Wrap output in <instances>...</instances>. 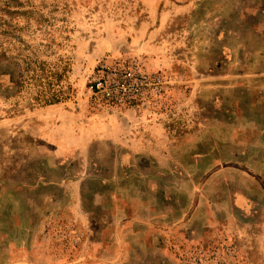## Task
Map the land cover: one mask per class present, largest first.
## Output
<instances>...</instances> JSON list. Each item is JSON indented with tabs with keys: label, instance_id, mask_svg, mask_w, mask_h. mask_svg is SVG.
I'll use <instances>...</instances> for the list:
<instances>
[{
	"label": "rangeland",
	"instance_id": "rangeland-1",
	"mask_svg": "<svg viewBox=\"0 0 264 264\" xmlns=\"http://www.w3.org/2000/svg\"><path fill=\"white\" fill-rule=\"evenodd\" d=\"M0 51L62 75L0 64V264H264V0H0Z\"/></svg>",
	"mask_w": 264,
	"mask_h": 264
},
{
	"label": "built area",
	"instance_id": "built-area-1",
	"mask_svg": "<svg viewBox=\"0 0 264 264\" xmlns=\"http://www.w3.org/2000/svg\"><path fill=\"white\" fill-rule=\"evenodd\" d=\"M159 77L139 68L138 63L100 65L89 83L91 94L111 104L128 105L142 96L148 85H155Z\"/></svg>",
	"mask_w": 264,
	"mask_h": 264
},
{
	"label": "trees",
	"instance_id": "trees-1",
	"mask_svg": "<svg viewBox=\"0 0 264 264\" xmlns=\"http://www.w3.org/2000/svg\"><path fill=\"white\" fill-rule=\"evenodd\" d=\"M19 56H22V57H19ZM18 58H20L22 61V68H23L22 70L24 71L18 79L19 80L18 85L22 87L26 86L31 81L41 82L42 79L48 75L55 78L56 81L61 79L62 75L58 71L49 70L47 73L45 70H43V65L45 64V62L38 60L36 57L34 58L29 53L24 52L22 55L18 53L17 56H14V54L12 53L6 55L5 51L3 52L0 51V64L2 60H4L5 62H8V64H13V63L15 64V62L19 60ZM36 65L38 66L36 67ZM45 93H46L45 89L41 88L37 97H35V100L42 101V104L44 105L57 103L60 101L58 97L59 94L52 92L49 96H47L45 95Z\"/></svg>",
	"mask_w": 264,
	"mask_h": 264
}]
</instances>
